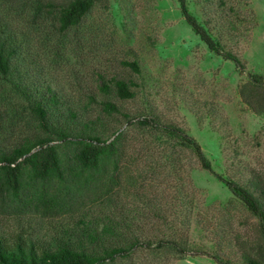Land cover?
Returning a JSON list of instances; mask_svg holds the SVG:
<instances>
[{
	"label": "rangeland",
	"instance_id": "rangeland-1",
	"mask_svg": "<svg viewBox=\"0 0 264 264\" xmlns=\"http://www.w3.org/2000/svg\"><path fill=\"white\" fill-rule=\"evenodd\" d=\"M70 1L0 0L3 28L18 46V71L0 74V146L43 135L17 86L48 85L61 108L71 106L92 121L107 142L120 132L118 155L86 172L82 194L67 206L0 196V236L46 241L86 215L99 227L108 219L126 220L138 238L171 239L212 256L140 246L104 264H218L213 256L238 264L251 256L264 264L257 216L201 166L191 147L155 127L186 132L213 172L258 194L255 175L264 176V0H186L223 52L238 57L241 70L209 50L178 0H94L76 25L64 29L58 15ZM120 81L130 97L118 95ZM103 100L117 110L103 111Z\"/></svg>",
	"mask_w": 264,
	"mask_h": 264
},
{
	"label": "trees",
	"instance_id": "trees-1",
	"mask_svg": "<svg viewBox=\"0 0 264 264\" xmlns=\"http://www.w3.org/2000/svg\"><path fill=\"white\" fill-rule=\"evenodd\" d=\"M93 1L71 0L59 12L60 27L65 29L76 25ZM178 2L185 21L209 50L231 60L238 69H243L238 57L224 53L220 44L189 12L186 0ZM17 47L15 36L6 32L0 20V74L4 77L18 71L14 64ZM249 78L257 82L262 79L255 74H249ZM115 86L121 98L130 97L124 82H117ZM17 88L27 102L38 131L43 135L0 146V196L19 197L25 203L37 201L47 207L61 208L74 203L87 184V180L83 179L85 173L99 171L106 161L116 160V142L120 139V132L114 131V137L107 142L110 137L103 139L101 132L91 126L92 121L84 119L71 106L61 108L58 97L48 85H36L28 89L20 85ZM100 104L105 112L117 110L112 101L103 100ZM155 127L182 145L191 147L201 166L213 173L257 216L264 233V176L255 175V186L259 192L254 195L234 180L213 172L209 160L192 136L174 126ZM52 140H58L60 144L50 145ZM35 146L39 149L30 152ZM23 156L24 161L20 163L18 160ZM140 246L172 247L192 257H212L205 250L179 248L171 239L138 238L133 235L130 223L126 220L116 222L108 219L99 227L96 218L88 219L83 215L72 226L46 241L35 240L28 234H16L8 239L0 236V264H104L115 257L126 256ZM213 259L218 264H238L214 256ZM242 264L261 262L246 256Z\"/></svg>",
	"mask_w": 264,
	"mask_h": 264
}]
</instances>
